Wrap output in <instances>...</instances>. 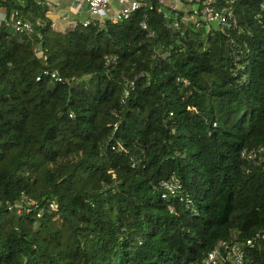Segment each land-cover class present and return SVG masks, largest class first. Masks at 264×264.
<instances>
[{
  "label": "trees",
  "instance_id": "obj_1",
  "mask_svg": "<svg viewBox=\"0 0 264 264\" xmlns=\"http://www.w3.org/2000/svg\"><path fill=\"white\" fill-rule=\"evenodd\" d=\"M159 6L58 31L36 0H0L34 26L0 24V264H199L264 232V164L243 155L264 151V0H233L222 30Z\"/></svg>",
  "mask_w": 264,
  "mask_h": 264
},
{
  "label": "built area",
  "instance_id": "obj_2",
  "mask_svg": "<svg viewBox=\"0 0 264 264\" xmlns=\"http://www.w3.org/2000/svg\"><path fill=\"white\" fill-rule=\"evenodd\" d=\"M75 2H81L86 4L87 11L91 19L81 22L83 27L88 26L92 20H97L102 22L108 20L113 24L120 21L126 20L130 15L138 10L141 6L147 4V0H74ZM156 1L160 6L157 7L156 11L163 14L164 19H169L171 15L170 12L164 10V8L170 9L175 12L172 16L171 27L177 29L179 28V22L184 24H192L195 27L205 26L209 29L222 30L224 28H235L237 26V19L235 17L233 8L230 1L228 6L216 8L215 0H203L202 3L198 5V8L188 9V15L185 16L184 13L177 21V12L180 9L176 8V3L180 0H153ZM112 2L119 5L118 10L110 9ZM166 2H169L167 6ZM164 8H163V7ZM149 9H152V5H148ZM264 8V6H263ZM164 11V12H163ZM182 11V10H181ZM5 22L6 26L10 27L14 33L30 35L33 33L34 26L29 21L22 19L17 11L10 16L9 20H6L4 15H0V24ZM75 24L72 25V27ZM40 26V25H39ZM143 30H146V25L144 23L140 24ZM105 66L114 67L117 62L116 56L105 57ZM42 77H47L55 82L61 83L62 78L59 77L57 71H52L49 69H44L40 75L37 76L36 81H39ZM243 155L249 160H255L257 163L264 164V151L262 148L253 149L249 152H244ZM176 180L171 178L168 182H163L161 186L170 194L175 195L177 193L176 189L178 186L175 184ZM167 193V194H168ZM166 192L162 195L163 198L167 197ZM46 203L54 208V203L52 200L47 199ZM36 206L33 202H27L26 198L23 197L20 201L15 202L8 206V210H14L15 214L20 216L23 214H29L32 208ZM39 216V215H37ZM258 246L259 249L264 247V232L256 233L254 238H246L241 243L230 242V241H220L217 243L213 249L208 253V255L199 264H249L247 262V248H254Z\"/></svg>",
  "mask_w": 264,
  "mask_h": 264
},
{
  "label": "crops",
  "instance_id": "obj_3",
  "mask_svg": "<svg viewBox=\"0 0 264 264\" xmlns=\"http://www.w3.org/2000/svg\"><path fill=\"white\" fill-rule=\"evenodd\" d=\"M36 1H37V5L40 6L41 10L44 12L45 17L52 23V27L58 31H65L73 24L81 23L85 20L91 19L87 11L86 4L81 2H75L74 0H36ZM181 1L182 0H180L179 2ZM185 2H187L186 6H188V9L189 8L195 9L198 8V5L202 3L203 0H194L193 2L192 0H187ZM168 4L169 2H166V4L164 5L167 6ZM222 7H226V6H222ZM110 9L111 11L118 10L119 5L117 3L112 2ZM0 15L1 16L5 15L2 10H0ZM72 19L73 21H71Z\"/></svg>",
  "mask_w": 264,
  "mask_h": 264
},
{
  "label": "rangeland",
  "instance_id": "obj_4",
  "mask_svg": "<svg viewBox=\"0 0 264 264\" xmlns=\"http://www.w3.org/2000/svg\"><path fill=\"white\" fill-rule=\"evenodd\" d=\"M187 4L186 3H184V2H178V3H176V6H177V8L178 9H180V11L182 10L183 11V13H184V15L185 16H187L188 15V6H186ZM184 6H186V7H184ZM163 7V6H162ZM164 8V7H163ZM164 10H166V11H168V12H171V14H172V11L170 10V9H166V8H164ZM172 15H170L169 16V19H172ZM71 21H73V19L71 20ZM79 22V21H78ZM206 29H209L208 27H206Z\"/></svg>",
  "mask_w": 264,
  "mask_h": 264
},
{
  "label": "water",
  "instance_id": "obj_5",
  "mask_svg": "<svg viewBox=\"0 0 264 264\" xmlns=\"http://www.w3.org/2000/svg\"><path fill=\"white\" fill-rule=\"evenodd\" d=\"M185 1H187V0H185ZM194 0H192V2H193ZM196 7V6H195ZM194 9V8H193Z\"/></svg>",
  "mask_w": 264,
  "mask_h": 264
}]
</instances>
